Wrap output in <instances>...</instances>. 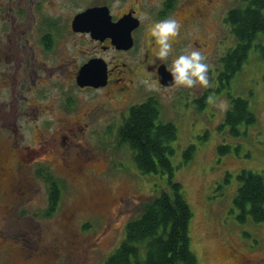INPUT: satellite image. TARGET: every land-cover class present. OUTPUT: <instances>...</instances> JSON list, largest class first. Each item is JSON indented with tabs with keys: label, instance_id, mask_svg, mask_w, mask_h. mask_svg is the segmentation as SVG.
Listing matches in <instances>:
<instances>
[{
	"label": "rangeland",
	"instance_id": "obj_1",
	"mask_svg": "<svg viewBox=\"0 0 264 264\" xmlns=\"http://www.w3.org/2000/svg\"><path fill=\"white\" fill-rule=\"evenodd\" d=\"M239 5L240 0H212L213 16L188 24L185 43L172 53L198 49L209 65L207 86L159 87L145 81L125 109L127 117V108L152 97L159 103L161 121L177 127L170 157L174 178L182 183L192 207L191 248L198 264H264V223L250 217L242 221L233 201L242 169L264 176V32L230 81L222 85L219 80L222 58L237 44L227 13ZM166 60L171 65L172 60ZM73 93L69 86L53 84L43 87L42 97L48 102L58 97L57 106L63 109ZM232 97L246 99L256 116L254 123L238 125V135L225 124ZM117 135V128L87 129L88 144L77 157L96 160L82 172H65L44 161L29 169L32 190L25 196L0 194V264H105L125 238L126 224L161 190L170 189L166 173H140L133 151ZM220 145L230 146V151L221 153ZM190 146L192 157L185 162ZM49 174L60 190L52 214H47Z\"/></svg>",
	"mask_w": 264,
	"mask_h": 264
},
{
	"label": "flooded vegetation",
	"instance_id": "obj_2",
	"mask_svg": "<svg viewBox=\"0 0 264 264\" xmlns=\"http://www.w3.org/2000/svg\"><path fill=\"white\" fill-rule=\"evenodd\" d=\"M211 6L212 0H0V194L31 191L29 169L37 163L82 172L96 160L77 157L88 144L87 129H119L140 85L163 87L159 69L171 66L166 59L185 43L188 24L213 16ZM89 10L92 17L74 26ZM167 17L176 18L180 30L161 60L149 26ZM90 61L103 66V86L78 84ZM53 84L74 92L63 109L58 97H42L43 87Z\"/></svg>",
	"mask_w": 264,
	"mask_h": 264
},
{
	"label": "trees",
	"instance_id": "obj_3",
	"mask_svg": "<svg viewBox=\"0 0 264 264\" xmlns=\"http://www.w3.org/2000/svg\"><path fill=\"white\" fill-rule=\"evenodd\" d=\"M226 21L237 44L222 58L223 72L219 79L222 85L241 69L258 35L264 32V0H240L239 6L229 10ZM260 51L264 57L263 45ZM255 121L256 116L249 109L248 101L232 97L230 109L225 115V124L230 126L231 133L238 135L240 123ZM177 134L174 123L161 121L159 103L152 97L131 106L129 115L118 129V140L131 148L140 173H166L170 189L161 190L143 205L138 218L126 224L125 238L108 256L105 264L199 263L191 248L189 226L192 207L182 183L174 178L175 167L170 157L174 153L171 142ZM193 149L190 146L185 150V162L192 157ZM219 151L226 153L230 151V146L220 145ZM40 172L43 175V171ZM46 177L50 182L51 200L47 214H52L60 190L50 174ZM237 179L239 187L233 201L240 210L239 218L245 221L250 217L256 223H264V176L242 169Z\"/></svg>",
	"mask_w": 264,
	"mask_h": 264
},
{
	"label": "clouds",
	"instance_id": "obj_4",
	"mask_svg": "<svg viewBox=\"0 0 264 264\" xmlns=\"http://www.w3.org/2000/svg\"><path fill=\"white\" fill-rule=\"evenodd\" d=\"M180 23L174 17L154 21L149 26V35L157 45L156 56L161 60L168 57L173 49V39L178 35ZM209 65L198 49L175 56L168 71L177 86H207Z\"/></svg>",
	"mask_w": 264,
	"mask_h": 264
},
{
	"label": "water",
	"instance_id": "obj_5",
	"mask_svg": "<svg viewBox=\"0 0 264 264\" xmlns=\"http://www.w3.org/2000/svg\"><path fill=\"white\" fill-rule=\"evenodd\" d=\"M95 10H89L83 14L76 16L74 20V26H80L88 21L92 17V13ZM124 23V22H122ZM130 42V39L128 40ZM127 46H130L128 43ZM106 75L103 66H98L95 62L90 61L82 66L78 73V84L83 86L100 87L105 84ZM159 80L164 86H173L175 83L168 69L164 66L159 69Z\"/></svg>",
	"mask_w": 264,
	"mask_h": 264
}]
</instances>
